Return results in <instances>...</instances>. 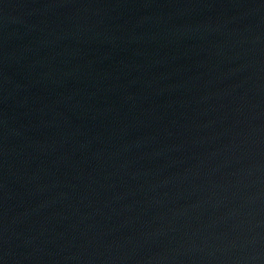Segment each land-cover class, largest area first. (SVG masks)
<instances>
[{"label": "water", "instance_id": "1", "mask_svg": "<svg viewBox=\"0 0 264 264\" xmlns=\"http://www.w3.org/2000/svg\"><path fill=\"white\" fill-rule=\"evenodd\" d=\"M0 264H264V0H0Z\"/></svg>", "mask_w": 264, "mask_h": 264}]
</instances>
